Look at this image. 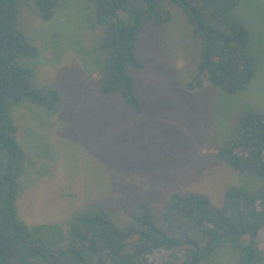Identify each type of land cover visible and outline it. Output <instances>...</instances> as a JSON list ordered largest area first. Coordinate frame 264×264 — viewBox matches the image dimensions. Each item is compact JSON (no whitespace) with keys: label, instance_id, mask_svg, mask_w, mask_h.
<instances>
[{"label":"rangeland","instance_id":"rangeland-1","mask_svg":"<svg viewBox=\"0 0 264 264\" xmlns=\"http://www.w3.org/2000/svg\"><path fill=\"white\" fill-rule=\"evenodd\" d=\"M168 8V23L149 25L139 35L136 51L144 68L132 73L141 108L132 110L98 92L97 36L82 0H63L47 22L20 4L18 27L38 49L28 62L34 86L53 85L61 94L55 111L29 102L11 109L25 153L17 211L36 234L63 244L71 216L98 202L131 207L148 199L159 207L174 191L201 192L217 202L228 186L253 182L214 154L241 115L264 112V0H240L235 9L257 64L249 87L235 95L209 84L186 89L196 72L199 43L181 12ZM166 229L192 232L175 219ZM214 264H231L226 248Z\"/></svg>","mask_w":264,"mask_h":264},{"label":"trees","instance_id":"trees-1","mask_svg":"<svg viewBox=\"0 0 264 264\" xmlns=\"http://www.w3.org/2000/svg\"><path fill=\"white\" fill-rule=\"evenodd\" d=\"M62 1L0 0V264H214L222 248L229 251L231 264H264V112L241 115L231 138L216 149L215 160L253 178L228 186L217 202L197 191H174L159 207L148 199L131 207L98 202L71 216L60 245L19 218L16 201L25 153L16 140L11 109L29 102L55 111L61 94L53 85L35 88L28 62L38 49L18 27V9L20 4L33 8L47 22ZM82 1L97 36L98 92L118 97L129 109L141 108L132 73L144 68L136 51L139 35L149 25L168 23L170 6L181 12L199 43L188 91L209 84L235 95L255 76L249 31L235 14L240 0ZM172 219L192 232L168 231Z\"/></svg>","mask_w":264,"mask_h":264}]
</instances>
